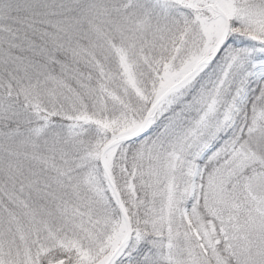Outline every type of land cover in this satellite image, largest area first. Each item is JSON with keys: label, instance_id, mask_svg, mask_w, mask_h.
I'll return each mask as SVG.
<instances>
[{"label": "rangeland", "instance_id": "1", "mask_svg": "<svg viewBox=\"0 0 264 264\" xmlns=\"http://www.w3.org/2000/svg\"><path fill=\"white\" fill-rule=\"evenodd\" d=\"M193 1L98 0L99 17L104 22L98 28L100 20L90 22L95 35L84 52L87 57L102 54L105 67L109 61L117 64L121 76L111 93L113 98L110 97L120 104H111L107 94L104 98L97 94L100 98L96 97V109L107 111L106 103L110 105V113L105 112V116L100 111L89 116L86 109H77L83 101L77 97L76 88L67 91L57 78L39 84L26 78V93L35 102L48 104L56 111H63L67 105L75 119L89 117L102 126L97 130L95 144L103 146L109 135L136 132L151 107L146 106L147 102L154 103L201 58L211 54L225 31V15L229 30L215 68H205L187 83L175 87L158 104L153 118L147 120L143 134L134 139L140 142L137 150L141 157L150 145L163 141L168 160L164 166L157 163L160 168L151 175L154 185L157 183L162 190L157 187L158 191H164L153 214L154 230L160 234L166 230L170 243H166L164 256L156 253L151 261L264 264V0H207L208 4L202 7ZM216 1L223 14L214 9ZM122 7L133 13L124 18L138 24L134 34L123 28L127 20L116 19V11ZM155 20L179 22L170 23L175 26L173 33L168 31L169 25L162 29L166 36L161 45L153 47L145 39L148 53L158 52L151 56L146 49L141 50L136 33L139 38H147L152 29L146 24ZM243 36L250 38L245 45L240 39ZM139 52H143L142 56H138ZM24 81L20 76L19 82ZM69 92L73 103L71 95H66ZM77 130L72 125L69 132ZM142 137L143 142L139 140ZM114 155L108 149L104 160H111ZM90 182L98 187L94 175ZM108 223L104 245L95 252L78 251L72 262L101 264L121 243L124 223L118 217L108 219ZM98 254L102 255L99 262L95 260ZM68 257L53 253L45 262L68 264ZM128 260L129 256L119 264H129ZM20 264L36 261L23 256Z\"/></svg>", "mask_w": 264, "mask_h": 264}, {"label": "trees", "instance_id": "2", "mask_svg": "<svg viewBox=\"0 0 264 264\" xmlns=\"http://www.w3.org/2000/svg\"><path fill=\"white\" fill-rule=\"evenodd\" d=\"M208 1L192 3L197 2V7H202ZM97 2L0 0V260L5 264H20L23 256L34 259L36 264H46L45 260L53 253L69 256L68 264H78L71 261L74 254L79 255L78 251L95 252L104 245L109 231L108 219L118 217L124 223L126 234L117 197L131 231L109 264H119L128 256L129 264H154L152 257L160 252L164 256L169 242L167 231L156 233L153 221L156 204L164 191L159 192L162 191L159 185H154L151 172L159 170L157 163L164 166L168 161L163 141L150 145L142 157L137 150L140 142L116 143L109 148L114 151V157L105 161L107 174L100 164V153L107 144L125 135H109L103 146L97 147V130L102 126L89 117H71V108L67 105L63 112L55 103V107L60 108L56 111L48 104L35 102L26 93V78L35 81L34 84L57 78L67 91L76 88L77 97L83 101L77 109H86L89 116L95 111L104 116L105 112L110 113L107 100V111L96 109V97L100 98L97 94L102 97L107 94L111 104H120L111 99L112 91L115 92L121 81L119 66L109 61L105 67L102 54L87 57L84 52L95 35L90 22L100 20L101 8ZM116 13V19L123 20L120 22L127 20L123 28L130 34L138 30L136 21L124 18L133 16L128 7ZM164 21L163 24L159 20L147 22L152 29L147 38H139L136 33L142 51L146 49L151 55L145 48V39L151 41L153 47L159 46L166 36L162 29L169 25L167 29L173 33L175 26L170 23L179 22ZM103 22L100 20L97 28ZM230 24L233 26V22ZM240 39L245 45L250 38ZM229 41L230 37L227 43ZM141 53L138 56H142ZM218 53L182 85L203 69L215 68ZM20 76H23V84L19 82ZM69 99L74 102L72 95ZM151 105L146 104L148 108ZM72 125L77 132H69ZM139 140L143 142V137ZM92 175L97 178L98 187L90 182ZM84 177H88L87 181ZM117 246L106 259L102 260V255L98 254L95 260L99 262L101 258L104 264Z\"/></svg>", "mask_w": 264, "mask_h": 264}, {"label": "water", "instance_id": "3", "mask_svg": "<svg viewBox=\"0 0 264 264\" xmlns=\"http://www.w3.org/2000/svg\"><path fill=\"white\" fill-rule=\"evenodd\" d=\"M218 1H216L215 3V7L214 9L219 12L220 14H223L222 11L219 9L218 7V4H217ZM224 18H225V21H226V28H225V31L222 35V38L220 40V42L216 45V47L214 48V50L211 52V54L205 58V59H202L200 60L192 70H190L187 74H185L180 80H178L176 83L172 84L171 86H169L162 94L159 95V97L155 100V102L151 105V107L148 109V111L146 112L144 118H143V121L140 125V127L136 130V132L134 133H131L127 136H123V137H120L118 139H115L113 140L112 142H110L109 144H107L103 150L101 151L100 153V157H99V161H100V164L101 166L103 167V169L105 170V172H107L108 174V170H107V167H106V164H105V160H104V153L110 148L112 147L113 145H115L116 143L118 142H123V141H128V140H134V139H137L138 137H140L142 134H143V130H144V126L147 122V120L149 119V117L151 116V114L153 113V111L156 109V107L158 106V104L175 88L177 87L180 83H182L184 80H186L187 78H189L201 65L203 64H207L209 62H211L215 56L217 55V53L219 52L221 46H222V43L223 41L225 40L226 38V35L228 33V30H229V22H228V18L223 15ZM108 179H109V182L112 184L111 182V179L108 175ZM117 202H118V208H119V212L120 214L122 215L125 223H126V234L124 236V238L122 239L121 243L117 246V248L114 250V252L112 253V255L108 258V260H106V262H104V264H109L110 261L112 260V258L114 257V255L116 254V252L118 251V249L121 247L122 244H124V242L129 238L130 236V231H131V227H130V223H129V220H128V217L123 209V206L120 202V200L118 199L117 197Z\"/></svg>", "mask_w": 264, "mask_h": 264}]
</instances>
